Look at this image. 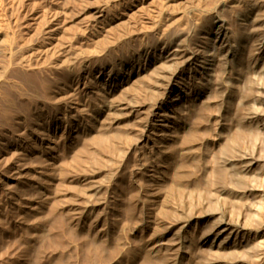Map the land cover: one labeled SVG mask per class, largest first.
<instances>
[{
    "label": "bare ground",
    "instance_id": "6f19581e",
    "mask_svg": "<svg viewBox=\"0 0 264 264\" xmlns=\"http://www.w3.org/2000/svg\"><path fill=\"white\" fill-rule=\"evenodd\" d=\"M98 1L73 31L57 1L35 16L43 41L14 47L38 69L87 57L54 127L76 155L46 154L55 206L101 242L116 216L140 264H264V0H168L136 34Z\"/></svg>",
    "mask_w": 264,
    "mask_h": 264
},
{
    "label": "rangeland",
    "instance_id": "374dc122",
    "mask_svg": "<svg viewBox=\"0 0 264 264\" xmlns=\"http://www.w3.org/2000/svg\"><path fill=\"white\" fill-rule=\"evenodd\" d=\"M57 1H60L59 10L62 15L63 12L65 13V16L63 15L61 18V22H65L63 25L60 22L59 27L63 29L67 27L66 30H72L71 28H73L74 30V27L78 28L79 23L88 20L93 11L92 4H97L98 0H0V264H98V262L99 264H105V262L106 264H140V261L136 258V246H133L135 241L131 237L132 233L127 226L125 227L124 223L118 224L116 220H113L116 216L109 214L107 218L105 216L103 218L102 224H111L112 221L113 227L115 226L105 244V242L95 238L91 232L94 226L93 221H88L87 224L80 226L72 225L68 218L67 222V214L58 209V206V208L55 206L59 203L57 199L51 198L53 191H58L61 188L59 186L54 188L55 184L61 185L65 176H63L64 178L59 177L60 175L56 171L53 170V173L50 170L48 164L51 160H48L46 154L49 147H57L55 152L57 158L52 160L55 164H59L64 156L63 161H67L72 158L71 154L72 156L76 155H74L73 150L77 149L78 145L68 146L64 139L65 133L61 132L62 130L55 131L54 127L56 119L62 116L60 113H62L63 105L60 102L75 87L77 78L83 71L81 67L87 57H78L79 60L76 58L74 64L71 63L70 69L65 67L58 69L49 64L38 65L40 68L38 69L34 63L36 61L35 57L30 58L31 66L30 64L27 65V62H25L28 59L26 55L15 54L14 47L19 48L28 43H30L28 45H35L43 41L44 33H42V29L44 27L42 26L44 24L39 25L35 16L46 10L48 11V7L50 5L54 6L52 4ZM127 1L125 5L122 4V0L103 1L109 6L106 10L107 21L111 22L116 20L115 18H120V16L123 18L127 16L131 22V27L134 28L131 29L136 34L143 28L139 16L146 13V10L149 13L150 9L152 12L150 11L151 14H149L154 15L159 5L165 4L168 0ZM150 2L154 3L150 5ZM141 5L142 9H140ZM149 5L154 7L151 8ZM134 18L139 22L135 23L137 21ZM74 23H77V25L75 26ZM37 26L38 28H36ZM44 26L46 27V25ZM38 35H42V38ZM137 36L138 34L134 35V42L137 41ZM12 45L14 46L11 47ZM82 45L86 46V41ZM22 62L26 64L23 65ZM92 62L96 64L95 59ZM34 65L35 67H32ZM64 68L65 70H63ZM59 96L60 99L62 96L61 100L58 99ZM66 158L68 159L66 160ZM49 189L53 190L50 191ZM69 194L67 204L69 210L73 211L74 208L71 206H74L76 197L73 196L72 192ZM48 195L50 198L47 197ZM42 197L44 198L41 199ZM52 200L55 202H52ZM38 218H43L44 224ZM119 225L122 226L119 227ZM43 227L45 228L43 229ZM123 230H125V233ZM135 239L137 240V238ZM111 240H114V244ZM115 240L117 243H115ZM93 242L97 245H94V248L92 247ZM100 244H103V246H100ZM109 247H113V249ZM114 249L121 252L122 255L120 256L117 251L115 253ZM107 250L108 253L110 252L109 254L106 253ZM96 254L100 255L97 256ZM103 255H105L104 258Z\"/></svg>",
    "mask_w": 264,
    "mask_h": 264
}]
</instances>
